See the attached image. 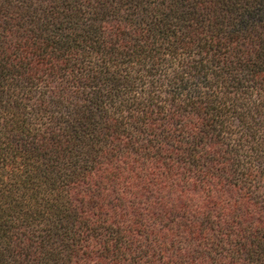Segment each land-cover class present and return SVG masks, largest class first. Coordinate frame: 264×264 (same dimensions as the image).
Instances as JSON below:
<instances>
[{
    "label": "trees",
    "instance_id": "trees-1",
    "mask_svg": "<svg viewBox=\"0 0 264 264\" xmlns=\"http://www.w3.org/2000/svg\"><path fill=\"white\" fill-rule=\"evenodd\" d=\"M0 264H264V0H0Z\"/></svg>",
    "mask_w": 264,
    "mask_h": 264
}]
</instances>
